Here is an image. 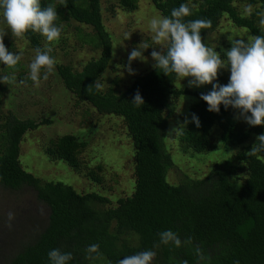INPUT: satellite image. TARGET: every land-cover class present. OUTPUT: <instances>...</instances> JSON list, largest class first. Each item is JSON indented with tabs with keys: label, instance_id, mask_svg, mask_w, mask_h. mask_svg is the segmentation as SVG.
<instances>
[{
	"label": "trees",
	"instance_id": "1",
	"mask_svg": "<svg viewBox=\"0 0 264 264\" xmlns=\"http://www.w3.org/2000/svg\"><path fill=\"white\" fill-rule=\"evenodd\" d=\"M57 1L74 21L92 28L95 45L100 48L98 57L89 59L80 70L56 64L57 73L76 102H87L99 113L122 118L133 145L134 183L129 195L112 204L95 190L81 192L71 183L35 176L21 164L20 144L27 131L51 120L20 119L9 111L0 123V187L14 191L30 188L37 200L45 203L48 214L34 238L18 243L13 254L3 258L4 264H51L48 253L52 249L71 252L69 264H98L99 258L106 264H118L126 256L145 250L156 252L153 264H264V152L248 154L257 136L264 134V125L253 127L237 120L238 110L226 109L223 104L219 113L209 111L201 93L207 94L213 85L205 90L178 87L175 74L170 77L153 66L136 75L123 90L109 86L97 92L93 86L89 94L87 86L100 82L112 58L101 0H65L67 6ZM116 1L125 11L138 7V0ZM150 1L162 17L187 4L192 14L185 21L210 20L212 26L201 30L206 46L208 34L225 16L233 25L247 28L252 36L264 35L255 15V11H264V0ZM239 1L254 7L250 18L241 11ZM50 3L53 0H41V7ZM25 39L34 51L44 50L39 33L29 32ZM4 43L10 51L13 44L7 39ZM221 58L226 60L224 51ZM20 69L17 65L13 70ZM226 71L228 76L219 74L214 83L228 84L230 70ZM17 77L26 81L24 73ZM0 88L4 87L0 84ZM137 90L145 101L139 108L131 102ZM185 97L192 103L184 114L188 122L178 133V148L191 157L209 160L210 165L202 173L171 183L167 173L174 160L165 140L176 101ZM193 114L199 118V127L192 120ZM87 144L79 135L69 133L50 139L43 151L50 160H62L74 172L98 183L101 165L89 168L79 157ZM209 152L216 155L208 158L205 154ZM169 229L182 242L191 237L192 244L155 247L158 234ZM92 244L99 245L100 254L87 259L85 250ZM196 246L203 251L202 261L195 254Z\"/></svg>",
	"mask_w": 264,
	"mask_h": 264
},
{
	"label": "rangeland",
	"instance_id": "2",
	"mask_svg": "<svg viewBox=\"0 0 264 264\" xmlns=\"http://www.w3.org/2000/svg\"><path fill=\"white\" fill-rule=\"evenodd\" d=\"M52 4L57 6L59 16L56 24L62 26L61 38L58 43L49 44L40 34L41 44L44 50L49 46L52 47L50 55L55 58L56 64H68L75 70H80L89 59L98 57L100 53V48L95 45L93 39V30L69 17L57 0H53ZM237 4L241 11L248 5L240 1ZM101 5L103 23L112 40V58L101 75L100 83L103 85V90H107L109 86L123 90L136 75L155 64L151 57L153 47H149L143 52L146 61L137 59L131 62L135 74L129 73L126 67L129 63V54L134 48H142L143 44L155 46L151 40L152 34L148 30V21L152 17L162 16L150 0H138V7L130 12L121 8L116 0H101ZM4 31L8 32L4 40L7 39L13 44L10 52L22 53V59L18 63L21 69L17 71L0 63V76L14 77L10 85L0 81L1 86L4 87L0 88V93L2 91L0 123L9 111L20 119L32 118L40 121L49 118L51 120L49 124H43L24 134L19 156L23 167L43 180L71 183L81 192L87 189L95 190L107 196L112 204H115L118 197L129 195L134 183L133 145L126 133L122 118L99 113L87 102H76L74 95L63 85L56 67L46 81L41 79L38 88L30 79L26 78V81L19 79L17 77L19 72L27 77L28 66L35 57V51L25 38L14 40L0 16V32ZM232 34L237 36V39L245 41L252 36L247 28L233 25L225 16L216 29L208 34L206 44L221 54L222 51L231 48L228 37ZM220 74L228 76L226 69H221ZM190 79V77L183 81L177 79V86H187L194 90H205L208 86H212L206 84L190 87ZM191 103L190 97L178 98L175 115L168 122L165 143L174 160L167 173V180L171 183H179L190 174L202 173L210 165L209 160H200L196 155L191 157L178 148V133L185 125L184 114ZM176 128L179 129L175 132ZM69 133L77 134L87 140V147L79 157L83 165L89 168L96 169L97 165H101L102 169L98 172L101 177L100 182H93L87 176L74 172L62 160H50L44 153L43 147L50 139ZM209 154L211 153L205 155H208V158L216 155V153L210 156ZM34 193L30 188L14 191L0 187V264H4L3 258L13 254L14 247L18 243L34 238L40 230L39 226L44 225L46 221L48 208L45 203L37 200ZM9 212L15 215L11 228L7 226ZM96 262L106 264L100 258Z\"/></svg>",
	"mask_w": 264,
	"mask_h": 264
},
{
	"label": "clouds",
	"instance_id": "3",
	"mask_svg": "<svg viewBox=\"0 0 264 264\" xmlns=\"http://www.w3.org/2000/svg\"><path fill=\"white\" fill-rule=\"evenodd\" d=\"M61 5L67 6L65 0ZM247 17L253 15L252 5L244 7ZM191 9L187 4H181L171 11L170 16L152 17L148 21V30L151 32V40L155 46L143 44V47L134 48L129 54V63L126 66L129 73L135 74L131 68V62L137 59L146 61L144 50L153 47L151 57L155 61L153 65L160 73L175 77L180 81L190 77V87H200L212 84L213 88L207 94L201 93V98L207 102L208 110L219 113L220 105L225 108L238 110L236 119H242L250 126L264 125V35L249 36L247 41L237 39L233 34L228 37L231 48L224 50L226 60L221 58L220 52L205 45L201 30L210 28L211 21L196 19L185 21L190 16ZM259 19V27L264 31V11H255ZM0 16L10 30L14 40L24 39L29 32L39 33L46 38L49 44L59 42L62 26H58L57 6L48 4L41 7V0H0ZM8 32H0V63L8 68L16 69L22 59V53L10 52L5 46L4 37ZM129 38V37H128ZM115 49V47H113ZM159 48V50H156ZM52 47L46 50L35 49V57L29 64L27 79H30L35 87H40L41 79L47 80L55 70L56 60L50 55ZM115 55V51H113ZM221 69L230 70L229 82L226 85L214 83L218 79ZM14 77L0 76V81L11 84ZM103 89V85L96 81L87 86L89 94ZM134 107H141L145 101L139 90L131 100ZM192 120L197 127L200 126L199 118L193 114ZM188 121H185V124ZM179 128L174 129L176 132ZM264 152V134L257 136V142L252 146L249 155L255 156ZM15 215L7 214V226L12 227ZM160 240L155 247L173 245L176 248L192 244V238L188 237L183 242L179 235L172 230H165L159 234ZM86 258L94 259L99 256V245L92 244L87 247ZM93 254H96L93 256ZM195 254L199 260L205 256L199 246L195 248ZM156 252L145 250L134 255L126 256L118 261V264H153ZM51 264H69L73 259L71 252H62L60 249H52L48 253Z\"/></svg>",
	"mask_w": 264,
	"mask_h": 264
}]
</instances>
